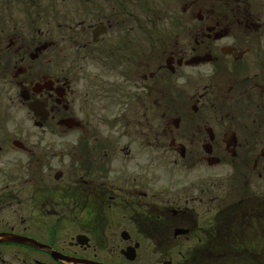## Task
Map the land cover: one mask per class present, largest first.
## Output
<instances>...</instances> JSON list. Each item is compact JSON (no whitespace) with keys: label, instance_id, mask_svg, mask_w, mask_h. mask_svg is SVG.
I'll list each match as a JSON object with an SVG mask.
<instances>
[{"label":"flooded vegetation","instance_id":"obj_1","mask_svg":"<svg viewBox=\"0 0 264 264\" xmlns=\"http://www.w3.org/2000/svg\"><path fill=\"white\" fill-rule=\"evenodd\" d=\"M51 4L0 32L42 132L9 133L0 106V264H264V13Z\"/></svg>","mask_w":264,"mask_h":264},{"label":"rangeland","instance_id":"obj_2","mask_svg":"<svg viewBox=\"0 0 264 264\" xmlns=\"http://www.w3.org/2000/svg\"><path fill=\"white\" fill-rule=\"evenodd\" d=\"M35 2H37V0H33ZM251 2V5L253 6L254 9H258L259 11H261L262 13H264V0H249ZM41 2H44V4L46 6H48V3H50V0H41ZM263 9V10H262ZM4 10V7H0V11ZM22 12L19 11H15L13 13V19H14V23H12V21H7L5 20L4 22H2L1 24L7 27L9 24H15V23H19L22 22L25 18V16H21ZM75 16V15H74ZM77 17H75L76 19ZM10 28H13L12 26ZM40 29L43 31H47L45 25H40ZM43 40H46V38L44 37H40ZM39 38V39H40ZM224 43H227L226 41ZM1 53V51H0ZM2 54V53H1ZM94 67L91 68V70H93ZM4 70L2 67H0V72ZM8 74V73H7ZM4 75V74H3ZM2 75V72L0 73V106L3 108V113H5L6 115L8 114V118L5 119L7 120L6 122V127L7 130L9 131V133L11 134H19V135H24V134H42V132L37 131L34 129L33 127V117L32 115L28 112L27 108L25 106H19V102L16 101L14 99V97H17L18 95V90H14L11 92V87L8 86H4L3 85V79L4 78ZM187 75H192L190 73H187ZM7 81L9 82L10 80H12L11 76L8 74L7 75ZM167 88V87H165ZM175 93V92H174ZM172 93V96L175 98V94ZM154 96L158 97V95L153 94ZM162 97V98H161ZM160 97L162 102H167L169 100V97L166 96L165 98L163 97V95ZM153 98V96H152ZM11 99H14V103L13 101L11 102ZM149 101V100H147ZM6 117V116H5ZM156 127L153 128V130H155ZM46 133V132H45ZM47 134V133H46ZM150 152V153H148ZM147 155H150V158H154V157H158L157 158V164L158 162H163L164 167H167V163H168V159H166L165 157H163V155H154L152 150H148Z\"/></svg>","mask_w":264,"mask_h":264},{"label":"trees","instance_id":"obj_3","mask_svg":"<svg viewBox=\"0 0 264 264\" xmlns=\"http://www.w3.org/2000/svg\"><path fill=\"white\" fill-rule=\"evenodd\" d=\"M0 7H4V10L0 11V32L9 28L5 27L6 24H1L5 20L14 23L13 13L15 11L20 10L22 12L20 15L25 16L21 23L37 22L39 24L46 23L50 19L48 15L53 13L52 4L47 7L41 0H37V2L33 0H0ZM0 38H2L1 35Z\"/></svg>","mask_w":264,"mask_h":264},{"label":"water","instance_id":"obj_4","mask_svg":"<svg viewBox=\"0 0 264 264\" xmlns=\"http://www.w3.org/2000/svg\"><path fill=\"white\" fill-rule=\"evenodd\" d=\"M34 106H37V105L36 104H32L29 107L30 111L34 113L35 117H41L42 116L41 108H37V107H34Z\"/></svg>","mask_w":264,"mask_h":264}]
</instances>
